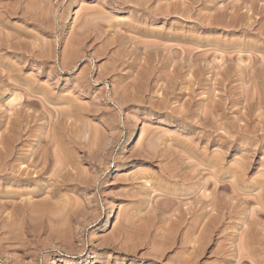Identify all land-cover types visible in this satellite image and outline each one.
Returning <instances> with one entry per match:
<instances>
[{
    "label": "rangeland",
    "instance_id": "374dc122",
    "mask_svg": "<svg viewBox=\"0 0 264 264\" xmlns=\"http://www.w3.org/2000/svg\"><path fill=\"white\" fill-rule=\"evenodd\" d=\"M0 158V264H264V0H0Z\"/></svg>",
    "mask_w": 264,
    "mask_h": 264
},
{
    "label": "bare ground",
    "instance_id": "6f19581e",
    "mask_svg": "<svg viewBox=\"0 0 264 264\" xmlns=\"http://www.w3.org/2000/svg\"><path fill=\"white\" fill-rule=\"evenodd\" d=\"M11 147H12V146H11ZM6 149H7V148H6ZM4 150H5V149H4ZM10 150H11V149H9V151H10ZM6 151H7V150H6ZM9 151L7 152V153H8L7 155H9ZM5 153H6V152H5ZM10 153H11V152H10ZM3 155H4V154H2V157H3ZM5 155H6V154H5ZM2 157H1V158H2ZM1 158H0V159H1ZM1 160H2V159H1ZM1 160H0V166L4 164L3 161H1ZM3 160H4V159H3ZM7 160H8V159H7ZM2 163H3V164H2ZM5 163H6V162H5ZM3 166H6V165H3ZM3 170H4V169H3ZM211 228H212V227H211ZM209 229H210V228H209Z\"/></svg>",
    "mask_w": 264,
    "mask_h": 264
}]
</instances>
